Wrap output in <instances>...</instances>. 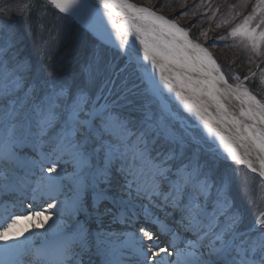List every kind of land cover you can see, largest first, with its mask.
<instances>
[{"label":"snow or ice","instance_id":"1","mask_svg":"<svg viewBox=\"0 0 264 264\" xmlns=\"http://www.w3.org/2000/svg\"><path fill=\"white\" fill-rule=\"evenodd\" d=\"M48 2L79 29L54 38L51 29L36 61L22 54L23 32L0 14V264H264V210L248 218L233 195L239 174L220 169L227 158L209 138L218 136L232 161L264 180V101L244 83L264 88V67L253 71L249 58L242 79L230 69V84L208 48L149 7ZM44 7L34 0L21 18L30 23ZM256 8L264 12V0ZM254 18L230 34L259 54L264 18L252 27ZM218 40L226 37L210 42ZM222 95L234 96L240 116L253 121L230 119L236 139L256 150L259 169L213 126L203 98L223 113L219 124L229 122ZM33 218L39 222L16 228Z\"/></svg>","mask_w":264,"mask_h":264},{"label":"rangeland","instance_id":"2","mask_svg":"<svg viewBox=\"0 0 264 264\" xmlns=\"http://www.w3.org/2000/svg\"><path fill=\"white\" fill-rule=\"evenodd\" d=\"M34 1V0H33ZM138 5L149 7L157 11L169 19L175 20L179 26L189 30V36L203 44L213 53L217 63L221 66V71L228 77V82L234 84L232 79V71L234 69L241 76L247 75L248 60L253 58L255 63L252 65L253 71H258L257 66L264 67V44L260 46V52L257 54L252 48L248 39L241 35L232 36L231 29L241 24L245 17L255 12V18L251 22L252 27L258 23L260 18H264V12L257 10L256 6L260 0H130ZM25 0H0V14L7 13L11 22L15 24L23 32V40L20 45L22 54L30 56L33 61L38 58V46L50 39L49 35H41V26L35 27L26 24L21 18L23 14V4ZM42 3L50 6L49 10L55 14H61L65 20L74 22L78 28L79 24L67 14L61 13L54 5H51L48 0H41ZM187 12L188 15H182ZM192 21H199L197 28H190ZM70 22V23H71ZM183 23L184 25H181ZM62 27L64 28V24ZM67 25V24H65ZM23 26L26 28L23 29ZM106 26V25H105ZM68 27V26H66ZM107 27V26H106ZM108 28V27H107ZM264 28V26H262ZM197 29L208 33V39L200 36ZM58 31L59 29H55ZM261 29H257L259 31ZM50 29L47 31L49 32ZM55 31V32H56ZM110 31V30H109ZM31 33V34H30ZM49 34V33H48ZM226 37V40H218L214 46L211 40L216 37ZM54 38V34L52 33ZM138 39V38H137ZM60 55L59 49L55 50L50 57V67L55 65ZM106 55L110 59H115L120 63V57L111 49L106 51ZM139 83V81H137ZM250 90L257 96L258 99L264 101V88L256 86L255 82L244 81ZM176 103L182 108V101L177 98ZM186 113L187 110L184 109ZM198 123L193 113L190 114ZM207 134V130L204 129ZM210 140H214L213 149H218L219 152L227 159L222 160L219 164L221 170H227L229 173H238V176H233V195L236 202L245 208L249 219L259 214L260 210H264V182L252 172L241 166L235 161H232L227 150L220 144L216 136L210 135ZM27 203V202H26ZM20 214V213H16Z\"/></svg>","mask_w":264,"mask_h":264},{"label":"bare ground","instance_id":"3","mask_svg":"<svg viewBox=\"0 0 264 264\" xmlns=\"http://www.w3.org/2000/svg\"><path fill=\"white\" fill-rule=\"evenodd\" d=\"M131 3H134L132 1H130ZM91 3L93 4V6H98V0H91ZM136 4V3H134ZM138 5V4H137ZM138 6H142V5H138ZM102 9V6H99ZM117 22H122V17L116 16L114 17ZM105 25L108 27V29L111 32H114L113 29H111V25L107 24L105 22ZM189 38L191 40H193L190 36ZM194 41V40H193ZM195 43H198L196 41H194ZM136 45L138 48L141 49L140 54L143 55L142 53V46L139 45V40L136 39ZM144 63L146 65H148L149 70H154L156 72V78L157 80H159V70L157 69H153V66L151 65L150 61H144ZM166 75L169 74L168 72L165 73ZM221 87H223V85H221ZM176 90H179V86L176 85ZM203 99L208 101V109H209V115H211L212 117H214L213 120V126L216 129L217 132L228 136L229 138H231L234 141V146L237 149V152L241 155L244 156L245 153H248L247 158L250 159L253 163V166L256 167L257 169H259V163H258V156H257V152L256 150L253 148V146H251L247 141H240L238 139H236L237 133H236V127L235 125L230 123V119L231 116L235 115L237 116L239 119H241L242 121H244L245 123H253V121L248 120L246 117H241L240 116V104L239 101L235 100L234 96H228V95H222V100L223 102L227 105L228 108V112L227 115L229 117V122H222V123H216V121L221 119V116L223 115V113H221V111L216 107L215 103L213 101H211L209 98L204 97ZM193 116L199 120L200 118L198 116L195 115V113L193 112ZM202 122V121H201ZM258 128H260V125H257ZM217 141L222 144L219 140V137L216 136ZM223 145V144H222ZM243 167H245L248 171L251 172V170H249L247 168L246 165H241ZM253 173V172H252ZM254 175H256L259 179L262 180V178L259 176V173H253ZM264 182V180H262ZM39 221L36 220L35 218L33 219H22L21 221H19L16 225V228L18 230H24L25 228H30L34 223H38ZM49 223H51V221H49ZM47 226V225H46ZM142 226V225H140Z\"/></svg>","mask_w":264,"mask_h":264},{"label":"trees","instance_id":"4","mask_svg":"<svg viewBox=\"0 0 264 264\" xmlns=\"http://www.w3.org/2000/svg\"><path fill=\"white\" fill-rule=\"evenodd\" d=\"M34 1L33 0H25L24 5H30V4H33ZM44 4V3H43ZM45 7L43 8V10L41 12H32L31 15L33 17V20L28 23L30 24V26L32 25L33 29L31 30H35L36 26H41V30L42 32L40 33L41 35H49L47 32L49 29H59L58 31L56 32H59V31H67V30H71V31H78V26L73 22L69 21V20H65V17L61 14H55V12L53 11H50L49 8L50 6H47L46 4H44ZM39 16L40 17V20L39 21H36V17ZM71 22V23H70ZM61 24H64V28L62 27L63 25ZM67 24V25H65ZM181 25H184L183 23H181ZM68 26V27H66ZM26 28V26H23V29ZM56 32H52L54 34V36L56 35ZM31 34V33H30ZM60 51V50H59Z\"/></svg>","mask_w":264,"mask_h":264},{"label":"water","instance_id":"5","mask_svg":"<svg viewBox=\"0 0 264 264\" xmlns=\"http://www.w3.org/2000/svg\"><path fill=\"white\" fill-rule=\"evenodd\" d=\"M157 12V11H156ZM158 14H160V15H163V14H161V13H159V12H157ZM166 17V16H165ZM169 19V18H168ZM181 27V26H180ZM195 41V40H194ZM197 42V41H196ZM199 43V42H198ZM203 45V44H202ZM204 46V45H203ZM206 47V46H205ZM207 48V47H206Z\"/></svg>","mask_w":264,"mask_h":264}]
</instances>
